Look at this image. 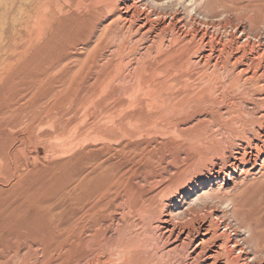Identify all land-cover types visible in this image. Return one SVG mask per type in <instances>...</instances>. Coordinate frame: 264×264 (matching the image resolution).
Wrapping results in <instances>:
<instances>
[{
  "label": "rangeland",
  "instance_id": "rangeland-1",
  "mask_svg": "<svg viewBox=\"0 0 264 264\" xmlns=\"http://www.w3.org/2000/svg\"><path fill=\"white\" fill-rule=\"evenodd\" d=\"M126 1L53 0L59 26L43 33L37 0H0V264H237L215 223L194 249L216 215L249 230L264 264V163L227 179L235 157L261 144L264 57L232 40L216 45L210 35L224 30L200 25L208 15L264 36V0H136L137 16L125 22ZM145 8L152 18L159 10L171 29L142 36ZM192 17L196 28L188 27ZM177 20L187 24L182 31ZM85 173L89 184L76 185ZM211 179L190 193L195 181ZM176 194L184 197L168 210L163 204ZM152 196L157 213L131 212L130 197ZM166 220L176 228L169 238Z\"/></svg>",
  "mask_w": 264,
  "mask_h": 264
},
{
  "label": "bare ground",
  "instance_id": "bare-ground-1",
  "mask_svg": "<svg viewBox=\"0 0 264 264\" xmlns=\"http://www.w3.org/2000/svg\"><path fill=\"white\" fill-rule=\"evenodd\" d=\"M26 1H28V0H26ZM31 1V0H30ZM58 1V0H57ZM138 1V0H137ZM137 1L136 0H127L126 2H123L122 4H121V6H122V8L124 9L123 10V18L122 19H124L125 20V22H126V20L127 19H125L126 17H128V16H134L135 17V13L133 12L134 11V8H136V7H138L137 5H140V4H137ZM151 1V0H150ZM53 0H37V3H38V7H39V9L40 8H42V9H44V10H40V11H43L42 12V14H41V12L39 13V15H37L38 14V11H37V14H34V15H37V17L38 16H40V20H41V27L43 28L42 29V32L44 31H50V32H52V33H55L56 32V30H57V26H59L58 25V22L60 21V16H59V18H58V13L59 12H61V7L60 8H58L56 5H53ZM146 2V0L144 1V2H142V3H145ZM116 3V2H115ZM150 2L148 1V4H149ZM30 4V6L32 5V2L31 3H29ZM28 4V5H29ZM36 4V3H35ZM56 4V3H55ZM115 5V4H114ZM154 5V4H153ZM0 6H1V4H0ZM30 6H29V8H30ZM107 6V5H106ZM113 6V5H112ZM146 6H147V4H146ZM149 6V5H148ZM168 6V5H167ZM37 7V6H36ZM36 7H35V9H36ZM144 7V6H143ZM151 7V6H150ZM26 8V7H25ZM33 8V7H32ZM32 8H30V11L32 10ZM130 8H132L131 10H129ZM153 8V7H152ZM39 9H37V10H39ZM87 9V8H86ZM138 9V8H137ZM143 9V8H142ZM148 9V8H147ZM154 9V8H153ZM152 9V10H153ZM159 9V8H158ZM34 10V9H33ZM120 10V9H119ZM139 10H141V8H139ZM145 10V11H144ZM143 11L144 12H142V11H139V12H142V13H140L139 15H140V19H139V26H138V30H141L142 31V36L143 35H145V36H154V37H161V35H163L164 33H166V30H169L168 29V26H169V28L171 27L170 26V23L169 22H167V21H165V20H163L164 18V16H163V14H162V18H160L161 17V15H158L159 13H160V11L158 10V14H157V11H156V13H153L154 15H153V18L151 17V15L149 14V12H150V10H146V8L144 9ZM28 11V10H27ZM30 11H28V15H29V12ZM121 11H122V9H121ZM138 11V10H137ZM137 11H135L136 13H137ZM152 12H155V10L154 11H152ZM162 12V11H161ZM27 13V12H26ZM33 13H35V12H33ZM121 13V14H122ZM62 14V13H61ZM135 14V15H134ZM152 14V13H151ZM166 14V13H165ZM164 14V15H165ZM27 15V17H29ZM32 15V14H31ZM30 15V16H31ZM119 15V14H118ZM69 16V15H68ZM137 16V15H136ZM170 16V15H169ZM32 17V16H31ZM37 17H36V20L35 21H37L38 19H37ZM65 17H67V16H65ZM168 17V16H167ZM174 17V16H173ZM173 17H172V19H173ZM118 18H121V15H119L118 16ZM181 18V17H180ZM213 18V17H212ZM62 19V18H61ZM64 19V18H63ZM62 19V20H63ZM121 19V20H122ZM130 18H128V20H129ZM136 19H137V17H136ZM152 19H154V20H156V21H153ZM171 19V18H170ZM170 19H169V21H170ZM178 19H179V17H178ZM192 20H190L191 22L193 21V24H188V27L189 26H193L194 25V23H195V19L193 20V17L191 18ZM211 19V16H208V15H204V19H203V21H201L200 20V25H203V26H201V27H206V28H204L205 30H203L202 28V32H205L206 33V30H207V28L210 26V27H212V28H216V29H219V28H222L223 30H224V32H223V39L221 38V37H218V39L216 38V35L215 34H217V33H215L214 35L212 34V35H210V37H209V35H208V37L209 38H213L214 40H215V44L216 45H223L225 42H229V41H231L232 43H233V41H234V43H235V45L237 46V47H239V48H241L242 47V49L243 48H246L247 47V50L249 51L250 49H252L253 51H254V53L255 54H257V55H261L262 57H264V36L263 35H259V34H257V35H252V34H250V33H248V32H246L245 30H244V28H241L240 26H235V27H231L232 28V30L230 29H227L229 26H225V27H227V28H225V27H222L221 26V24H220V21L219 22H214L213 20H210ZM219 19V18H218ZM221 19V18H220ZM120 20V21H121ZM134 20V19H133ZM151 20L155 23H153L154 25H152L151 23ZM176 20V19H175ZM129 21H132V20H129ZM128 21V22H129ZM186 21V20H185ZM124 22V21H123ZM124 22V23H125ZM133 23H135L134 21H132ZM173 22V21H172ZM177 23H173L172 24V26L173 27H176L177 28V30H183V24H185V23H183L182 24V22L180 21V20H177L176 21ZM197 22V21H196ZM133 23H132V25H133ZM137 23V22H136ZM135 23V24H136ZM37 24H38V27L40 28V26H39V23L37 22ZM128 24V23H127ZM199 24V23H198ZM129 25H130V23H129ZM185 25H187V24H185ZM35 26V25H34ZM111 26V25H110ZM135 26V25H134ZM36 27V26H35ZM136 27V26H135ZM166 27H167V29H166ZM193 27H195V26H193ZM192 27V28H193ZM60 28V27H59ZM137 28V27H136ZM196 28V27H195ZM194 28V29H195ZM200 28V27H199ZM171 29V28H170ZM184 29H185V27H184ZM188 29V28H187ZM190 30H193L194 31V29H191V28H189ZM200 29V30H201ZM40 30V29H39ZM121 30V29H120ZM196 30V29H195ZM199 30V31H200ZM215 30V29H214ZM37 31V30H36ZM136 31H137V29H136ZM174 31V30H173ZM176 31V30H175ZM192 31V32H193ZM39 32V31H38ZM41 32V31H40ZM43 32V33H44ZM178 32H180V31H178ZM184 32V31H183ZM190 32V31H189ZM188 32V33H189ZM191 32V33H192ZM210 32V31H209ZM217 32H218V30H217ZM51 33V34H52ZM137 33H139V32H137ZM176 33H177V31H176ZM186 33H187V30H186ZM191 33H189V34H191ZM193 33H195V32H193ZM204 33V34H205ZM172 34V33H171ZM174 34V33H173ZM181 34V33H180ZM204 34L202 33L200 36V38H204V37H202V36H204ZM262 34V33H261ZM178 35V34H177ZM184 35V34H183ZM188 35V34H187ZM220 35V34H219ZM221 35H222V32H221ZM220 35V36H221ZM196 36V35H195ZM195 36H193V38L195 37ZM141 37V36H140ZM151 37V38H152ZM206 37V36H205ZM155 38V39H156ZM192 37H191V39H193ZM113 39V38H112ZM140 39V38H139ZM155 39H154V41H155ZM161 39V38H160ZM159 39V40H160ZM198 39V38H197ZM158 40V39H157ZM202 40V39H201ZM210 40V39H209ZM253 40H255L256 41V43H253L252 41ZM151 41H153V39L151 40ZM189 41H191V40H189ZM158 42V41H157ZM169 42H172V41H169ZM208 42V41H207ZM224 42V43H223ZM114 43V42H113ZM175 43V42H174ZM210 43H211V41H210ZM209 43V44H210ZM214 44V45H215ZM162 45V44H161ZM211 45V44H210ZM226 45H229V44H227L226 43ZM150 46V45H149ZM167 46V45H166ZM212 46V45H211ZM225 46V45H224ZM229 46H233L232 44L231 45H229ZM209 47V46H208ZM228 47V46H227ZM150 48V47H149ZM211 48V47H210ZM209 48V49H210ZM213 48V47H212ZM229 48V47H228ZM233 48V47H232ZM249 48V49H248ZM148 49V48H147ZM203 49V48H202ZM205 49V48H204ZM222 49H224V47L223 48H221V53H222ZM238 49V48H237ZM241 49V50H242ZM211 50V49H210ZM213 50V49H212ZM225 50V49H224ZM144 51V50H143ZM205 51V50H204ZM236 51V50H235ZM244 51V50H243ZM251 51V50H250ZM170 52V51H169ZM169 52H167L168 54H169ZM199 52V51H198ZM146 53V52H145ZM155 53V52H154ZM196 53H197V51H196ZM210 53V52H209ZM208 53V54H209ZM213 53V52H212ZM244 53V52H243ZM157 54V53H156ZM167 54V55H168ZM231 54V53H230ZM242 54V53H241ZM251 54V53H250ZM146 55V54H145ZM197 55V54H196ZM195 55V56H196ZM211 55V54H210ZM228 55H229V53H228ZM143 56V55H142ZM243 56H244V54H243ZM169 57H170V55H169ZM206 57H208V56H206ZM257 57V56H256ZM260 57V56H259ZM139 58V57H138ZM209 58V57H208ZM224 58V57H223ZM235 58V57H234ZM222 59V58H221ZM145 60V59H144ZM153 60V59H152ZM156 60V59H155ZM252 60V59H251ZM210 61V60H209ZM236 61V60H235ZM222 62V61H221ZM261 62V61H260ZM200 63V62H199ZM215 63V62H214ZM220 63V62H219ZM245 63V62H244ZM258 63V62H257ZM222 64V63H221ZM234 64V63H233ZM236 64V63H235ZM142 65V64H141ZM264 66V65H263ZM143 67V66H142ZM225 67V66H224ZM231 67V66H230ZM233 67H235V66H233ZM221 68V67H220ZM249 68V67H248ZM258 68V67H257ZM256 68V69H257ZM126 69V68H125ZM169 69V68H168ZM171 69V68H170ZM243 69V68H242ZM241 69V70H242ZM254 69V68H253ZM105 70V69H104ZM146 70V69H145ZM213 70V69H212ZM230 70H231V68H230ZM137 71V70H136ZM166 73L168 72V71H165ZM255 72V71H254ZM141 73V72H140ZM144 73V72H143ZM143 73H141V74H143ZM147 73V72H146ZM149 73V72H148ZM165 73V74H166ZM170 73H171V70H170ZM221 73V72H220ZM236 73V72H235ZM159 74V73H158ZM164 74V73H163ZM166 75H168V73L166 74ZM165 75V76H166ZM171 75V74H170ZM254 75V74H253ZM253 75H251V76H253ZM256 75V74H255ZM259 75V74H258ZM264 75V74H263ZM144 76V75H143ZM159 76V75H158ZM120 77V76H119ZM147 77V76H146ZM151 77H152V75H151ZM166 78V77H165ZM169 78V77H168ZM237 78V77H236ZM256 78V77H255ZM258 78V77H257ZM113 79V78H112ZM172 79V78H171ZM234 79V78H233ZM149 80V79H148ZM162 80V79H161ZM166 80H167V78H166ZM237 80V79H236ZM163 81V80H162ZM167 81H171V80H167ZM147 82V81H146ZM166 81L164 80V83H165ZM172 82V81H171ZM253 82V81H252ZM157 83V82H156ZM166 83H168V82H166ZM187 83V82H186ZM185 83V84H186ZM136 84V83H135ZM141 84V83H140ZM163 84V83H162ZM175 84V83H174ZM184 84V83H183ZM232 84V83H231ZM156 85V84H155ZM257 85V84H256ZM164 86V85H163ZM162 86V87H163ZM173 86V85H172ZM175 86V85H174ZM253 86V85H252ZM165 87H166V85H165ZM164 87V88H165ZM170 87V86H169ZM176 87V86H175ZM174 87V88H175ZM184 87V86H183ZM260 87V86H259ZM146 89V88H145ZM151 89V88H150ZM158 89H159V87H158ZM171 89V88H170ZM185 89V88H184ZM138 90V89H137ZM164 90H166V89H163V92H164ZM85 91V90H84ZM134 91V90H133ZM150 91V90H149ZM102 92V91H101ZM112 92V91H111ZM136 92V91H135ZM160 92V91H159ZM167 92V91H166ZM168 92H171L170 90L168 91ZM134 93V92H133ZM157 93V92H156ZM171 93H173V91L171 92ZM113 94V93H112ZM116 94V93H115ZM138 94V93H137ZM158 94V93H157ZM170 94V93H169ZM174 94H175V92H174ZM174 94L172 95L173 97H174ZM151 95V94H150ZM163 95V94H162ZM161 95V96H162ZM168 95V94H167ZM166 95V97H168ZM171 95V94H170ZM176 95V94H175ZM171 96H169V98H170ZM176 97V96H175ZM163 99H165V97H162ZM172 98V97H171ZM116 99V98H115ZM162 100V99H161ZM166 100V99H165ZM170 100V99H169ZM169 100H167V101H169ZM166 101V102H167ZM257 107H258V105H257ZM261 107V106H260ZM263 108V107H262ZM261 108V110L263 111L264 109H262ZM260 110V111H261ZM106 114V113H105ZM112 114V113H111ZM264 115V114H263ZM129 117V116H128ZM132 117V116H131ZM138 117V116H137ZM136 117V118H137ZM130 118V117H129ZM263 119H264V117H263ZM130 120V119H129ZM137 120H138V118H137ZM258 120V119H257ZM139 121V120H138ZM121 123V122H120ZM60 124V123H59ZM117 126H119V125H117ZM142 127H143V125H142ZM116 128V127H115ZM75 132V131H74ZM259 133V132H258ZM262 137V136H261ZM260 140V139H259ZM258 140V141H259ZM254 144V143H253ZM240 145V144H239ZM242 146V145H241ZM249 146V145H248ZM252 146V145H251ZM254 146V145H253ZM239 147V146H238ZM250 147V146H249ZM245 148H246V145H245ZM253 148V147H252ZM241 151H242V149H240ZM218 151V150H217ZM240 151V152H241ZM235 152H238V151H236L235 150ZM243 152V151H242ZM242 152L240 153L241 155H242ZM81 153V152H80ZM239 153V152H238ZM81 155V154H80ZM230 155H231V153H230ZM233 155V154H232ZM231 155V156H232ZM236 155H234V157H235ZM85 157V156H84ZM238 157L240 158L241 156L240 155H238ZM243 157H244V155H243ZM233 158V157H232ZM228 161V160H227ZM259 161H260V163H259ZM263 163H264V134H263V137L261 138V144L260 145H258V144H255V146H254V150H251V151H249L248 153H247V155L244 157V158H241V159H238L237 157H235V159H234V161L233 162H231L230 163V165H228L229 167H230V172L227 174L228 175V177H227V179L228 180H231L233 177H235V175H238V174H241L242 172H243V170L245 171V169L246 170H248V171H250L249 173L250 174H254V173H256V172H258L259 170H260V168H261V166L263 165ZM226 165V164H225ZM248 165H251L248 169L246 168ZM260 168H259V167ZM179 170V169H178ZM212 170V169H211ZM229 170V169H228ZM106 171L103 173V176H104V180H105V178H106ZM110 173V172H109ZM118 172H117V170H113V172L111 173V175L110 176H112L111 177V180L114 178V177H116V174H117ZM243 173H246V172H243ZM99 174H101V176L99 175L98 176V178H100V180H101V178H102V173H100L99 172ZM105 174V175H104ZM179 174V173H178ZM77 175V177L79 176L78 174H76ZM98 175V174H97ZM191 175V174H190ZM212 175V174H211ZM82 176V178H77V184L76 185H82L83 183H84V185L87 183V184H89V182H90V176H89V173H85V174H83V175H81ZM96 176V175H95ZM110 176H109V178H110ZM214 176V175H213ZM219 176V175H218ZM221 176V175H220ZM223 176H224V174H223ZM92 177V176H91ZM183 177V176H182ZM76 178V177H75ZM129 178V177H128ZM207 178V177H206ZM90 179V180H89ZM107 179H108V176H107ZM204 179V178H203ZM214 179H216V181L219 179L218 177H215ZM225 179V178H224ZM99 180V181H100ZM103 180V181H104ZM126 180V179H125ZM184 180V179H183ZM223 180V179H222ZM226 180V179H225ZM234 180H235V178H234ZM106 181V180H105ZM185 181V180H184ZM214 180H207V181H205V180H202V181H195L193 184H192V187L190 188V193L191 192H197V191H199V190H203V189H205V185H207L206 183H211V182H213ZM101 182V181H100ZM99 182V183H100ZM107 182V181H106ZM127 182V181H126ZM187 182H188V180H187ZM75 183V182H74ZM125 183V182H124ZM178 183H179V181H178ZM192 183V182H191ZM91 184V183H90ZM126 184V183H125ZM124 184V185H125ZM128 184V183H127ZM223 184V183H222ZM104 183H103V185H101L100 187H103L104 188ZM129 185V184H128ZM181 185H182V182H181ZM183 185H185L184 184V182H183ZM183 185H182V187H183ZM96 186V185H95ZM190 186V185H189ZM108 187V186H107ZM180 187V186H179ZM128 188V187H127ZM126 188V189H127ZM90 189V188H89ZM176 189H178V188H176ZM185 189V188H184ZM102 190V189H101ZM130 189H127V190H125V191H127V192H129V194H128V196H131L130 195V193L132 192V191H129ZM166 190V189H165ZM168 190V189H167ZM87 191V190H86ZM169 191V190H168ZM126 192V193H127ZM166 192V191H165ZM176 193V192H175ZM182 193V192H181ZM87 194V193H86ZM165 195H167L166 193H164ZM163 194V195H164ZM172 194V193H171ZM174 194V193H173ZM180 194V193H179ZM182 194H184V193H182ZM174 195L173 196V199H171V200H168V199H166L165 200V202H164V206L169 210V209H172V208H174V207H176V205H177V202L179 201V198H177V197H184V195ZM134 195V194H133ZM139 195H141V194H139ZM139 195H138V197H139ZM144 195V194H143ZM154 195V194H153ZM155 195H157V194H155ZM164 195V196H165ZM84 197L83 198H87V196H88V194H87V196H85V195H83ZM90 196V195H89ZM126 196V195H125ZM128 196H127V198H128ZM147 196V195H146ZM146 196H144V197H146ZM159 196V195H158ZM169 197H170V195H168ZM141 197V196H140ZM148 197V196H147ZM150 197V196H149ZM77 198V197H76ZM124 198H126V197H124ZM132 197H130V200L132 201V204L130 205V209L132 210L131 212H133L134 210L136 211V212H144V214H145V212H153L154 214L155 213H157L156 211H155V206L153 207V205L154 204H152L153 203V200H154V198H153V196L151 197V202H146V201H148L147 199H149V198H147L146 199V201H144V199L142 200V199H138V198H136V197H133L135 200H133V198L131 199ZM165 198H167V196H165ZM197 198V197H196ZM161 199V198H160ZM162 199H163V196H162ZM161 199V200H162ZM86 200V199H85ZM126 200V199H125ZM129 200V201H130ZM150 200V199H149ZM181 200V199H180ZM128 201V203H130ZM155 201H156V198H155ZM158 201H159V199H158ZM85 202V201H84ZM126 202V201H125ZM192 202V201H191ZM147 203V204H146ZM157 203V202H156ZM159 203H160V201H159ZM163 203V202H162ZM127 204V203H126ZM161 204V203H160ZM83 205V204H82ZM157 205V204H156ZM127 206H128V204H127ZM159 205H157V207H158ZM163 206V207H164ZM87 207V206H86ZM106 207V206H105ZM162 207V206H161ZM160 207V208H161ZM129 209V208H128ZM130 209H129V211H130ZM159 209V208H158ZM157 209V210H158ZM99 210V209H98ZM167 210V211H168ZM82 211H83V209H82ZM88 211H90L89 209H87V210H85L84 212H85V215L87 216V212ZM166 211V212H167ZM136 212H134L135 214H136ZM172 212V211H171ZM171 212H170V214H171ZM226 212V211H225ZM228 212V211H227ZM90 212H88V214H89ZM129 213V212H128ZM169 213V212H168ZM223 213V212H222ZM154 214H151V215H154ZM161 214V213H160ZM163 214H165L164 212H163ZM163 214H161L162 216H163ZM213 214V213H212ZM224 214V213H223ZM98 215H100V214H98ZM141 215V214H140ZM150 215V216H151ZM161 215H159V216H161ZM190 215V214H189ZM193 215V214H192ZM232 215V214H231ZM81 216V215H80ZM89 216V215H88ZM87 216V217H88ZM146 216V215H145ZM211 216V215H210ZM229 216V215H228ZM234 216V215H233ZM87 217H85V218H87ZM142 217H143V215H142ZM152 217V216H151ZM154 217V216H153ZM170 217H172V216H170ZM169 217V218H170ZM224 217V216H223ZM230 217V216H229ZM99 218V217H98ZM104 218V217H103ZM161 218V217H160ZM163 218V217H162ZM188 218V217H187ZM214 218V221H213V219H211L210 220V222L208 221L207 222V224H206V226L203 224V227H202V231L203 232H201V234H200V238L198 239V242H197V244L194 246V249H197V248H199L203 243H204V241L206 240V237H208V235L209 234H211L210 232H209V229H211L212 227H214L212 224H214V225H216V228H217V231H218V233L219 234H221V236H224V238L226 239V250H228V252L229 253H231V256H233L234 257V261H238V263L237 264H262L263 262H256V254H255V252H256V250H255V248H254V246H253V244H252V241H251V237H250V232H249V230L246 228V227H244V226H240L241 227V229H242V231L240 230H235L234 228H233V226L231 225V224H233V222L232 223H225L226 222V218H228L227 216H226V218H225V220L224 219H222L221 217H219L218 215H216V216H214L213 217ZM77 219V218H76ZM83 219V218H82ZM89 219H90V217H89ZM100 219V218H99ZM98 219V220H99ZM173 219V218H172ZM194 219V218H193ZM210 219V218H209ZM233 219V218H232ZM84 220V219H83ZM230 220H231V218H230ZM87 221V220H86ZM97 221V220H96ZM142 221V220H141ZM161 221V220H160ZM203 221V220H202ZM233 221H235V220H233ZM93 223H94V221H92ZM100 222V221H99ZM98 222V223H99ZM102 222V221H101ZM201 222V221H200ZM236 222V221H235ZM234 222V223H235ZM238 222V221H237ZM85 223V222H84ZM103 223V222H102ZM168 223H169V221H168ZM212 223V224H211ZM223 223H225V224H223ZM88 224H89V222H88ZM133 224V223H132ZM164 226L165 227H163L164 228V230L165 231H163V232H165V234L164 235H166L168 238L169 237H171V235L174 233V231H175V226H172V225H168L167 224V220L166 221H164ZM221 224H223V230L222 229H220L221 227ZM93 225V224H92ZM95 225V224H94ZM134 225V224H133ZM156 225V224H155ZM158 225H159V223H158ZM158 225L156 226V227H158ZM175 225V224H174ZM197 225H199V224H197ZM202 225V224H201ZM234 225V224H233ZM236 225H238L237 223H236ZM84 226H85V224H84ZM91 226V225H90ZM136 226V225H135ZM162 226V225H161ZM161 226H160V228H161ZM184 226V225H183ZM195 226V225H194ZM239 226V225H238ZM237 226V227H238ZM186 227V226H185ZM199 227V226H198ZM81 228H83V227H81ZM80 228V229H81ZM86 228V227H85ZM88 228V227H87ZM86 228V229H87ZM162 228V229H163ZM189 228V227H188ZM76 229V228H75ZM84 229V228H83ZM159 229V228H158ZM185 229V228H184ZM189 230V229H188ZM187 230V231H188ZM201 230V229H200ZM213 230V229H212ZM87 231V230H86ZM85 231V232H86ZM95 231V230H94ZM186 231V232H187ZM190 231H192V229H190ZM214 231V230H213ZM231 231V234L229 235L228 234V232H230ZM83 232H84V230H83ZM82 232V233H83ZM176 232V231H175ZM179 232V231H178ZM196 232V231H195ZM195 232H193V233H195ZM158 233H160V231L158 232ZM180 233H183V232H181L180 231ZM193 233H191V234H193ZM215 233V232H214ZM178 234V233H177ZM187 234V233H186ZM185 234V235H186ZM199 234V233H198ZM197 234V235H198ZM164 235H162V236H164ZM188 236H189V231H188V234H187ZM187 235L185 236V237H187ZM195 236V235H194ZM194 236H193V239H194ZM216 236H219V235H216ZM81 237H82V234H81ZM175 237H176V235H175ZM177 237H179L178 235H177ZM166 238V237H165ZM164 238V239H165ZM192 238V237H191ZM92 239V238H91ZM162 239V238H161ZM179 239V238H178ZM175 240H176V238H175ZM184 240V239H183ZM186 240V239H185ZM188 240H190L189 238H188ZM212 240V239H211ZM219 240V239H218ZM90 241V240H89ZM165 241V240H164ZM191 241H192V239H191ZM215 241V240H214ZM222 241V240H221ZM167 242H168V239H167ZM181 243H182V239H181V241H180ZM183 242H186V244L189 242H187V241H183ZM207 243V242H206ZM206 243H205V245H206ZM209 243V242H208ZM223 243V242H222ZM222 243L220 242V244H218V246L219 247H221L222 246ZM165 244H168V243H165ZM183 244V243H182ZM210 244V243H209ZM212 244V243H211ZM210 244V245H211ZM174 245V244H173ZM179 245H180V243H179ZM178 245V246H179ZM184 245H185V243H184ZM190 245V244H189ZM208 245V244H207ZM213 245H214V242H213ZM216 245V244H215ZM127 246V245H126ZM168 246V245H167ZM177 246V245H176ZM183 246V245H182ZM209 246V245H208ZM185 247V246H184ZM183 247V248H184ZM218 247V248H219ZM222 247H224V246H222ZM221 247V248H222ZM128 248V247H127ZM167 248V247H166ZM175 248H177V247H175ZM180 249H181V247H179ZM168 249V248H167ZM172 249V248H171ZM178 249V248H177ZM193 249V248H192ZM206 249H208V247L206 248ZM129 250V249H128ZM131 250V249H130ZM173 250V249H172ZM205 250V249H204ZM216 250V249H215ZM126 251V250H125ZM169 252H170V250H168ZM167 251V252H168ZM174 251H175V249H174ZM174 251H173V253H174ZM185 251V250H184ZM196 251V253H195V256H198V254L200 253H202V252H199V251H197V250H195ZM217 251V250H216ZM221 251V250H220ZM168 252V253H169ZM215 252V251H214ZM205 253H206V250H205ZM222 253V252H221ZM188 254V253H187ZM204 254V253H203ZM214 254V253H213ZM220 254V253H219ZM227 254V253H226ZM255 254V255H254ZM207 256V255H206ZM211 256H213V255H211ZM216 256H218V254H216ZM201 257H202V255H201ZM208 257V256H207ZM215 256H213V258H214ZM222 257V256H221ZM193 258V257H192ZM198 258V257H197ZM197 258H193V259H197ZM206 258V257H205ZM217 258H219V257H216V259ZM228 258V257H227ZM230 258V257H229ZM228 258V259H229ZM199 259V258H198ZM209 259H210V257H209ZM232 259V258H231ZM202 260V259H201ZM258 260V259H257ZM77 261H78V259H77ZM85 261V260H84ZM193 261V260H192ZM210 261H211V259H210ZM232 261V260H231ZM215 262V261H214ZM81 263V262H80ZM225 263V262H224ZM223 263V264H224ZM231 263V262H230ZM233 263V262H232ZM228 264V263H227Z\"/></svg>",
  "mask_w": 264,
  "mask_h": 264
}]
</instances>
